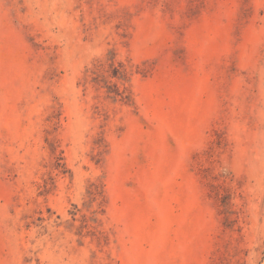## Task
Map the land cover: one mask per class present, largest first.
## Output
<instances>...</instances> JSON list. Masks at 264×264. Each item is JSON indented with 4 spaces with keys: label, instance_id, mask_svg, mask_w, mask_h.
Returning <instances> with one entry per match:
<instances>
[{
    "label": "rangeland",
    "instance_id": "1",
    "mask_svg": "<svg viewBox=\"0 0 264 264\" xmlns=\"http://www.w3.org/2000/svg\"><path fill=\"white\" fill-rule=\"evenodd\" d=\"M0 264H264V0H0Z\"/></svg>",
    "mask_w": 264,
    "mask_h": 264
}]
</instances>
